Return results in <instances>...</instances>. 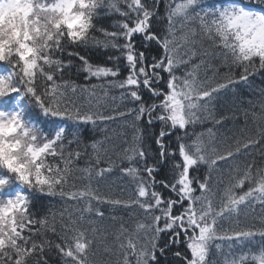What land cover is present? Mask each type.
<instances>
[{
    "label": "snow or ice",
    "instance_id": "snow-or-ice-1",
    "mask_svg": "<svg viewBox=\"0 0 264 264\" xmlns=\"http://www.w3.org/2000/svg\"><path fill=\"white\" fill-rule=\"evenodd\" d=\"M102 15L120 19L109 30ZM90 46L114 51L93 62L81 54ZM73 58L86 79L101 83L65 79ZM217 59L228 69L222 76ZM257 73H264V0H0V264H50L53 249L61 264H161L169 251L182 264H264V164L234 166L227 182L212 184L222 162L264 141V89L247 101L255 134L218 139L212 128L194 130L210 118L222 125L213 103ZM112 90L124 107L105 114ZM117 119L130 120L133 135L113 159L108 129L103 139L86 138L83 126ZM116 160L127 162L119 171L133 184L126 199L92 184ZM161 166L171 179L157 180ZM77 179L86 183L70 184ZM57 196L83 206L57 221L43 203ZM99 205L127 210L132 227L117 215L114 231L95 227L88 217L104 218ZM255 205L260 215L242 223ZM180 244L186 251H172Z\"/></svg>",
    "mask_w": 264,
    "mask_h": 264
},
{
    "label": "trees",
    "instance_id": "trees-1",
    "mask_svg": "<svg viewBox=\"0 0 264 264\" xmlns=\"http://www.w3.org/2000/svg\"><path fill=\"white\" fill-rule=\"evenodd\" d=\"M149 4L151 3V0H148ZM160 11H164L163 4H161ZM120 19L118 15H111V16H103L101 17L99 23L103 24L105 27L109 28V30H112L113 23ZM98 38L103 39V37L99 36V34H96ZM139 39V38H138ZM141 50L143 49L142 46ZM153 47H155L153 45ZM114 50L108 49H96L93 47L81 49V54H86L91 57V60L93 62H104L106 61L107 54L113 53ZM147 51V50H145ZM74 67L71 72H67L65 75V79H70L71 81L75 82L77 85L81 86H91L92 84H100L101 81L96 80L95 78L92 79H86V74L82 71H79L80 68V62L77 58H73ZM217 65L219 69V74L222 76L224 73L228 71V69L223 66L220 61L217 59L213 62ZM186 69L184 67H181L179 71L177 72V75L182 74ZM205 68H201L199 70V75L201 78L205 75ZM233 71L238 74L239 69H233ZM126 74V72H125ZM207 74L209 76L212 75V71L208 70ZM166 75V74H165ZM219 78V76L217 77ZM264 89V73H257L254 77H250V83L248 85H237L234 91H229L227 93H223L220 95L218 101L214 102L211 106L212 112L216 118H220L221 116L226 117L224 119L222 125H216L214 124L213 120L210 118L208 120H205L202 124H197L195 126V132H205L208 128H212L214 132L217 134L218 139H222L224 137H235L241 135V130L243 129L245 132H251L255 134L256 131V124L259 123L257 121L254 123L253 117L251 116L252 105H249L247 103L248 100L256 101L260 90ZM97 94H100V90L97 89ZM87 93H79L78 91V102L86 103V97ZM111 96H115L116 99L113 101L111 99ZM145 99H149V95L145 93ZM124 104L120 100V92L119 90H112L110 93V97L107 98L105 101H102V107L101 111H103L105 114H112V110L114 108H120L123 110ZM95 110V109H94ZM249 112V115L245 116V111ZM257 112H259V109H255ZM247 121V124H246ZM130 120L127 122L124 119H117L114 121H109L107 123H101L96 129H92V127L89 126H83V134L86 138L95 137L96 139H103L105 136V132H103L101 129L107 128L108 132L107 135H110L113 139L110 143L106 144L105 146L109 148V155L113 157V159H116V153L119 152L123 147L126 145L124 144V141L127 140L130 144L132 141V135L133 131L130 127H126V123L130 124ZM158 128V126H157ZM189 131H192L190 129ZM208 137L205 136V140L207 141ZM86 143H90V139H86ZM173 145H175V139L172 138ZM231 142V140H229ZM152 147L154 148L155 145L153 144ZM91 150L89 149V152ZM87 157H84L77 165V167H85L87 164ZM255 163L256 166H260L264 164V141H262L260 144L256 145L255 147H252L248 150L242 151V153L238 156H236L234 159L230 160L228 163L222 162V167L219 171L214 172L212 174V184L213 187H215V181L218 177H223L225 181L227 182L228 179V172L229 169L234 166H240L241 169H243L244 166L247 164ZM116 164L118 167L114 168L113 172L111 174H108L103 180H97L93 179L92 184L94 187H99L101 192L107 193L113 197H120V198H128L129 196L133 195V184L130 181L129 178L123 176L120 171L119 167L125 166L127 162L125 161L124 164H121L120 160H116ZM106 166V165H101ZM205 172V169L201 168L200 173L203 174ZM76 176H80L81 174L79 172L75 173ZM160 179H171V173L169 171L168 167L161 166L160 172L157 174V180ZM76 183L77 187H80L83 183H86L84 180L77 179L75 181H70L71 183ZM157 189L162 191L165 196L172 195L175 196L174 193H169L166 189H163L159 184L157 185ZM44 205L47 207L50 213H56L57 214V221H59V213L61 211H64L66 208L76 213L77 210L82 207V204H77L74 201H65L61 199L60 197H45L43 200ZM95 206V202H94ZM99 207L102 208V210L105 212V216L103 219L95 217L94 215L88 217L89 219H92L95 221L94 226L99 229H107L109 232L114 231L116 228L119 227L118 223L113 222L110 217L112 215L122 216L124 220L127 223L128 227H132V218L129 215V212L127 210L118 209L115 212H113L108 205H99ZM139 210H136L138 213ZM248 211V219L245 220L243 216L241 217L242 223H250L252 221L253 216H259L260 215V207L259 205H255V212H252L251 210ZM67 215V213H66ZM87 216V214H86ZM51 219V216L49 217ZM227 227V224L225 225ZM57 228L59 230V223H57ZM49 238L53 241L57 240V237L49 234ZM260 240L259 238L256 239V246H259ZM181 250L186 251L185 246L183 244L176 245L173 247L172 251L175 250ZM214 251V250H213ZM50 260V264H61L60 258L58 254L56 253L55 249H53L51 252L46 253ZM99 256V254H98ZM213 258L219 259V257L214 256ZM161 264H182V262L177 261L171 254V251H169L166 256L161 257Z\"/></svg>",
    "mask_w": 264,
    "mask_h": 264
}]
</instances>
